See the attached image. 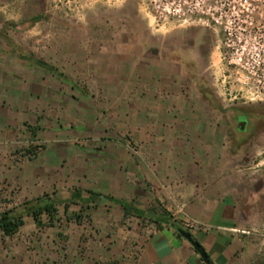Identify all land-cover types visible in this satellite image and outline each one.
Returning <instances> with one entry per match:
<instances>
[{
  "label": "crops",
  "instance_id": "obj_1",
  "mask_svg": "<svg viewBox=\"0 0 264 264\" xmlns=\"http://www.w3.org/2000/svg\"><path fill=\"white\" fill-rule=\"evenodd\" d=\"M21 3L2 6L29 25L0 29V219L23 224L0 231V264H205L163 211L202 224L212 264H264V157L238 149L249 128L233 130L175 47L148 28L44 32ZM38 198L52 225L28 213Z\"/></svg>",
  "mask_w": 264,
  "mask_h": 264
},
{
  "label": "rangeland",
  "instance_id": "obj_2",
  "mask_svg": "<svg viewBox=\"0 0 264 264\" xmlns=\"http://www.w3.org/2000/svg\"><path fill=\"white\" fill-rule=\"evenodd\" d=\"M0 1V29L28 27L29 19L14 26L11 25L13 21H3L1 19L3 16L14 14L2 7L7 0ZM20 2H22L20 11L24 12L26 17H38L37 27L44 32L54 33L56 30L69 31L79 28L104 31L124 28L154 30L166 47H175L174 58H180L182 62L187 63L186 67L190 68L187 73L197 78L198 82L207 84L206 88L214 96L218 108L227 111L228 121L233 130L238 125L239 117L244 122L243 127L249 128L246 134L236 133L240 138L244 136L243 141L238 140V149L244 150L246 156L254 154L258 157L262 154L264 157V95L253 100L229 101L223 94L224 87L235 90L237 85L230 81L231 70L224 58V35L221 25L198 15L187 17L185 20L173 18L158 20L154 17L150 0H20ZM221 2L227 4V16L230 21L237 16H244L239 22L246 25L247 22L244 20L249 15L254 20L257 19L260 26H264V0ZM43 40L46 39H39L37 44H44L46 41ZM21 42L32 44L28 36H21ZM179 47L183 50L190 47L189 50L194 53L186 56L180 52ZM223 80L224 82L229 80L230 83L224 85ZM35 145L39 147L37 151L34 148L36 153L41 149V144L35 141L33 146ZM75 214L77 212L72 213ZM89 248H91L89 245H78L77 254H85Z\"/></svg>",
  "mask_w": 264,
  "mask_h": 264
},
{
  "label": "built area",
  "instance_id": "obj_3",
  "mask_svg": "<svg viewBox=\"0 0 264 264\" xmlns=\"http://www.w3.org/2000/svg\"><path fill=\"white\" fill-rule=\"evenodd\" d=\"M222 0H150L154 17L161 19L185 20L190 16L205 17L223 28L224 53L227 66L230 68L231 83L235 90L224 87L223 94L229 101L239 99L253 100L264 95V26L258 20L247 15L240 23L237 16L232 21L227 16V4ZM225 80H223L224 82ZM228 80L224 85L230 83ZM38 150V145H35ZM179 226L189 232L203 228L202 224L187 215L172 216ZM173 225V224H172ZM242 234L255 231L237 230Z\"/></svg>",
  "mask_w": 264,
  "mask_h": 264
},
{
  "label": "trees",
  "instance_id": "obj_4",
  "mask_svg": "<svg viewBox=\"0 0 264 264\" xmlns=\"http://www.w3.org/2000/svg\"><path fill=\"white\" fill-rule=\"evenodd\" d=\"M38 19H39L38 17H34L32 18L31 22H36ZM88 193L90 196L89 199L99 195L92 191H88ZM28 203L29 204H27L28 205L27 211L33 217L37 226L43 225L41 221V217L44 214L48 217L47 225L53 224L55 220V216L58 211L53 202H50L44 198H38ZM123 208H124V214L127 215L129 207L126 204H123ZM162 215L169 223L173 224V226L176 229L180 227L176 221L172 220V216L170 213L163 211ZM72 217L76 221H79L80 216L78 214H75ZM22 224H23L22 215L20 214L11 215L9 213H5L2 215V218L0 219V231L6 235H12L15 232H17V230ZM210 264L212 263L210 262Z\"/></svg>",
  "mask_w": 264,
  "mask_h": 264
},
{
  "label": "water",
  "instance_id": "obj_5",
  "mask_svg": "<svg viewBox=\"0 0 264 264\" xmlns=\"http://www.w3.org/2000/svg\"><path fill=\"white\" fill-rule=\"evenodd\" d=\"M238 123L241 125V127L243 126L244 122L238 118ZM177 232L180 236H182L183 238H185L194 248V250L200 255L201 259L204 261L205 264H210V259L208 257V254L206 253V251L202 248V246L199 244V242H197L194 237L192 236L191 232L178 227L177 228Z\"/></svg>",
  "mask_w": 264,
  "mask_h": 264
}]
</instances>
